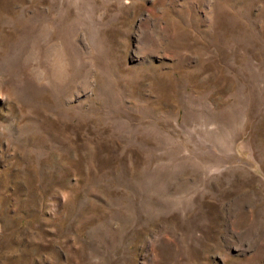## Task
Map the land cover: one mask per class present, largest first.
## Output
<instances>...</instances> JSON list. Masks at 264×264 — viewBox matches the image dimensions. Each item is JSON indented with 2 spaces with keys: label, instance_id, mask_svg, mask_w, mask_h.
<instances>
[{
  "label": "rangeland",
  "instance_id": "obj_1",
  "mask_svg": "<svg viewBox=\"0 0 264 264\" xmlns=\"http://www.w3.org/2000/svg\"><path fill=\"white\" fill-rule=\"evenodd\" d=\"M0 264H264V0H0Z\"/></svg>",
  "mask_w": 264,
  "mask_h": 264
}]
</instances>
